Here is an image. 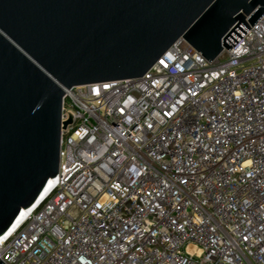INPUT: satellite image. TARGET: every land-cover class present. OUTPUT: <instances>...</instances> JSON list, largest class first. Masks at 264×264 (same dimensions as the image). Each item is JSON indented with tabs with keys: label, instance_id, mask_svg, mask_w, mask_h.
I'll use <instances>...</instances> for the list:
<instances>
[{
	"label": "built area",
	"instance_id": "built-area-1",
	"mask_svg": "<svg viewBox=\"0 0 264 264\" xmlns=\"http://www.w3.org/2000/svg\"><path fill=\"white\" fill-rule=\"evenodd\" d=\"M209 62L178 39L139 79L62 101L47 196L4 264H264V17Z\"/></svg>",
	"mask_w": 264,
	"mask_h": 264
},
{
	"label": "water",
	"instance_id": "water-1",
	"mask_svg": "<svg viewBox=\"0 0 264 264\" xmlns=\"http://www.w3.org/2000/svg\"><path fill=\"white\" fill-rule=\"evenodd\" d=\"M261 17L264 0H0V237L58 174L67 90L139 79L180 38L211 62Z\"/></svg>",
	"mask_w": 264,
	"mask_h": 264
},
{
	"label": "bare ground",
	"instance_id": "bare-ground-1",
	"mask_svg": "<svg viewBox=\"0 0 264 264\" xmlns=\"http://www.w3.org/2000/svg\"><path fill=\"white\" fill-rule=\"evenodd\" d=\"M53 184H54V180L53 179H50V181H49V185H48V187H47V190H46V192H45V194H44V196L41 198V200L33 207V208H30V209H27V210H23L22 211V213H21V216H20V218L18 219V221H17V223H16V225L13 227V229L9 232V233H7L6 235H4V236H7V235H9V234H11L16 228H17V226L23 221V219L26 217V215L30 212V211H32L46 196H47V194L50 192V190L52 189V187H53Z\"/></svg>",
	"mask_w": 264,
	"mask_h": 264
}]
</instances>
